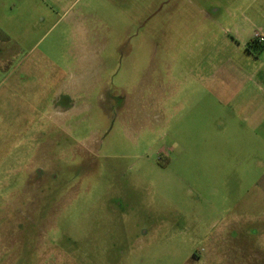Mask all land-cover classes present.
I'll use <instances>...</instances> for the list:
<instances>
[{"label": "rangeland", "instance_id": "rangeland-1", "mask_svg": "<svg viewBox=\"0 0 264 264\" xmlns=\"http://www.w3.org/2000/svg\"><path fill=\"white\" fill-rule=\"evenodd\" d=\"M260 30L264 0H0V264H263Z\"/></svg>", "mask_w": 264, "mask_h": 264}, {"label": "crops", "instance_id": "crops-1", "mask_svg": "<svg viewBox=\"0 0 264 264\" xmlns=\"http://www.w3.org/2000/svg\"><path fill=\"white\" fill-rule=\"evenodd\" d=\"M264 32V31H263ZM254 40V39H253ZM20 104H18V106H16L15 108V114H16V119L15 121H2L0 123V127H4V126H9V130L8 132L4 133V129L5 128H2L0 129V141H8V139L11 137V133H17V135H21L20 134V129L21 127L24 126V121L26 120V114H24L22 112V109L19 107ZM35 111H37V108L35 107L34 108ZM11 113L14 112V111H10ZM6 113V112H5ZM1 115H3V111L1 113ZM1 125H4V126H1ZM7 128V129H8ZM6 129V130H7Z\"/></svg>", "mask_w": 264, "mask_h": 264}, {"label": "built area", "instance_id": "built-area-1", "mask_svg": "<svg viewBox=\"0 0 264 264\" xmlns=\"http://www.w3.org/2000/svg\"><path fill=\"white\" fill-rule=\"evenodd\" d=\"M254 40L259 43L263 44L264 43V32L262 30L257 31L254 35Z\"/></svg>", "mask_w": 264, "mask_h": 264}, {"label": "trees", "instance_id": "trees-1", "mask_svg": "<svg viewBox=\"0 0 264 264\" xmlns=\"http://www.w3.org/2000/svg\"><path fill=\"white\" fill-rule=\"evenodd\" d=\"M252 47H257V48H261L262 45H260L259 43H257L255 40L252 41Z\"/></svg>", "mask_w": 264, "mask_h": 264}, {"label": "flooded vegetation", "instance_id": "flooded-vegetation-1", "mask_svg": "<svg viewBox=\"0 0 264 264\" xmlns=\"http://www.w3.org/2000/svg\"><path fill=\"white\" fill-rule=\"evenodd\" d=\"M261 252L264 253V249H262ZM262 263L264 264V257L262 259Z\"/></svg>", "mask_w": 264, "mask_h": 264}]
</instances>
